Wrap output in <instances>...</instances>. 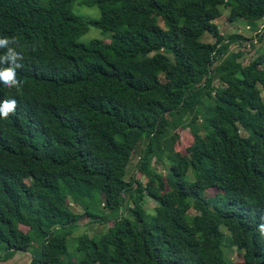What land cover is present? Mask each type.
<instances>
[{"label": "trees", "instance_id": "16d2710c", "mask_svg": "<svg viewBox=\"0 0 264 264\" xmlns=\"http://www.w3.org/2000/svg\"><path fill=\"white\" fill-rule=\"evenodd\" d=\"M75 1L0 0V38L24 56L0 118V260L264 264V51L243 64L229 47L254 38L214 22L264 20V0H80L88 19ZM90 26L109 41H80ZM140 144L146 180H126ZM71 203L110 226L71 237Z\"/></svg>", "mask_w": 264, "mask_h": 264}, {"label": "rangeland", "instance_id": "374dc122", "mask_svg": "<svg viewBox=\"0 0 264 264\" xmlns=\"http://www.w3.org/2000/svg\"><path fill=\"white\" fill-rule=\"evenodd\" d=\"M42 2H46L47 0H40ZM80 0H76L73 7V11L83 17V18H97L99 16V10L95 6H86L79 4ZM73 6V5H72ZM221 16L214 20L215 24L217 25L219 31L224 35L228 36L230 34L238 33L241 34L244 37H253V42L249 41H243L242 43L235 42L230 45L229 49L231 51H242V55L239 57V61L243 64H247L250 60H252L254 57H256L258 54L262 53L264 51V20L260 21H250L243 18H237L232 21L228 19V8L221 7ZM262 32V37L258 39L256 35V32ZM93 38H99L104 39V41H109V34H103L101 30L94 26H90L89 30L83 34L80 38V41L82 42H88L90 39ZM201 41L203 42H213L214 38L209 33H204L201 36ZM200 121V120H198ZM177 133L179 134V137L174 143V148L176 151H179L181 153H186V148L192 143V136L188 133L187 130L184 129H178ZM142 144H140L136 151L132 154V158L129 162V166L126 171V180H130L131 177L139 178L143 182H145L146 178L140 175V173L137 170V161L139 159L140 155V148ZM153 164V159H152ZM210 192H214L215 189L209 190ZM154 205L153 201L148 199L145 203V208L149 209ZM70 208L77 214H79V225L73 230L71 233V237H76L82 233H87L89 235L93 234H100L104 232L108 226L106 224H98V223H91L88 220L91 219V217L87 216L83 209L74 203L70 204ZM101 210L102 206L100 207ZM21 229L23 231H26L28 228L24 225H20ZM228 256L230 258H233V260H241L240 256L236 253L235 249L228 248ZM30 260V254L28 252L18 251L14 252L11 256L4 260H0V264H26Z\"/></svg>", "mask_w": 264, "mask_h": 264}, {"label": "clouds", "instance_id": "9594fccd", "mask_svg": "<svg viewBox=\"0 0 264 264\" xmlns=\"http://www.w3.org/2000/svg\"><path fill=\"white\" fill-rule=\"evenodd\" d=\"M10 42L19 41L16 37L0 38V48L6 49V52L0 55V118L2 119H7L9 114L16 110L17 102L15 99H9V91L16 89V92L20 93L23 87V82L17 78L16 69L23 67L24 56L22 52L10 47ZM259 229L264 232V223L259 225Z\"/></svg>", "mask_w": 264, "mask_h": 264}]
</instances>
